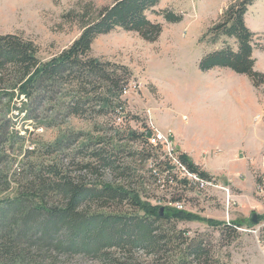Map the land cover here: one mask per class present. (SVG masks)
I'll return each instance as SVG.
<instances>
[{"label": "trees", "instance_id": "1", "mask_svg": "<svg viewBox=\"0 0 264 264\" xmlns=\"http://www.w3.org/2000/svg\"><path fill=\"white\" fill-rule=\"evenodd\" d=\"M161 1L114 0L97 9L88 4L80 12L65 14V20L79 25L80 35L44 62L33 41L18 34L0 35V161L17 146L21 151L26 140V133L14 130L15 123L5 115L17 93L26 101L17 107L16 116L23 113L22 119L31 121L33 128L59 127L65 118L121 116L125 107L121 97L131 73L125 66L92 57V44L117 29L155 42L163 26L148 19L147 13L154 12ZM256 1L234 0L207 30L208 45L224 41L202 56L198 64L201 72L229 69L246 76L255 89L264 85V74L254 70L255 33L245 22L248 8ZM158 15L168 24L183 19L167 10ZM129 135L143 147L126 151L128 158L152 162L148 172L156 174L159 188L162 184L163 190L174 188L178 183L194 188L172 173V160L162 147L149 143L147 127L141 133L129 131ZM77 142L78 136L71 134L39 148L34 145L32 150H24V161L15 173L0 171V264H69L76 257L94 264H145L139 253L149 259L148 264H223L212 256V246L204 235L191 238L187 230L176 227L194 220L209 226L219 224L167 206H162L161 213L160 206L142 201L130 186L134 178L131 167L119 161L123 146L113 139L88 138L76 149L87 161L77 163L74 172L93 175L94 183H88L83 175H71L61 159ZM175 151L187 171L211 178L186 154ZM108 172L113 175L112 183L104 180ZM170 180L175 185L169 184ZM123 203L128 209H113ZM221 227V233L233 236L239 226Z\"/></svg>", "mask_w": 264, "mask_h": 264}, {"label": "rangeland", "instance_id": "2", "mask_svg": "<svg viewBox=\"0 0 264 264\" xmlns=\"http://www.w3.org/2000/svg\"><path fill=\"white\" fill-rule=\"evenodd\" d=\"M113 1L0 0V35L18 34L33 41L39 48L38 58L42 62L48 61L80 35L79 25L65 20V14L80 12L88 4L97 9ZM233 1L162 0L154 12L147 13L148 19L163 26L155 42H147L137 33L121 29L95 39L92 57L125 66L131 73L127 90L121 97L125 103L121 116L112 114L104 119L90 120L65 118L59 127L40 126L37 131L32 127L30 130L31 125L22 119L24 114L19 117L15 114L22 103L21 95L15 94L5 115L20 129L27 128L26 141L21 151L17 146L14 152H6L8 158L0 161V171L10 175L15 173L24 161L26 146L39 148L64 135L74 134L78 136V142L64 151L61 163L71 175H83L88 183H94L93 175L74 172L77 163L87 161L76 153V149L84 140L102 136L123 146L119 161L124 167H131L134 178L130 186L142 201L162 207L164 202L179 199L185 204L183 211L221 226L234 224L248 228L254 214L263 220L264 150L254 156L252 153L264 145V135L258 131L264 129V85L255 89L246 76L229 69L201 72L198 68L205 52L221 47L224 40L216 46L208 45L205 33ZM165 10L181 15L182 21L166 23L158 15ZM245 22L255 33L254 70L264 74V0H257L248 8ZM95 123L98 126L95 127ZM104 123H108L107 128ZM147 126L168 137L175 150L186 154L190 160L196 155L202 161H208L217 172L223 170V175L211 177L215 181L214 187L199 191L178 183L174 188H159L156 174L151 176L148 172L153 168L152 162L140 158L133 162L126 152L130 149L140 151L143 147L142 143L130 139L129 131L141 133ZM113 179L109 172L104 177L108 183ZM115 207L113 209L125 210L128 204ZM219 225L209 226L194 220L177 223L176 227L187 230L191 238L204 235L212 246V256L220 263L264 264L252 234L236 231L233 236H228L221 233ZM139 255L145 264L149 263L142 253ZM69 264L94 263L76 257Z\"/></svg>", "mask_w": 264, "mask_h": 264}, {"label": "built area", "instance_id": "3", "mask_svg": "<svg viewBox=\"0 0 264 264\" xmlns=\"http://www.w3.org/2000/svg\"><path fill=\"white\" fill-rule=\"evenodd\" d=\"M20 102H25L26 99L23 95H21L20 98ZM21 103H19L18 106H20ZM16 114V112H15ZM28 124H30L31 126L29 127L30 130H32V123L31 121H26ZM32 127V128H31ZM147 128L150 130V135L148 136V141L151 145L154 146H160L162 147V149L165 150V155H167L171 160H172V164L174 165V170L176 171V173L173 174H178L179 176H181V178H185L187 180V182L189 183L190 186H193L194 188H196L199 191H208L210 188L214 187L215 181L210 178V179H204L201 178L199 175L195 174V173H191L189 171H187L185 169V167H183L176 156V151L175 148L171 145V141L169 140V138H165L164 135H162L160 132L158 131H154V129L150 128L147 126ZM14 130H18L21 132H27V128L22 130L20 129V126H14L13 127ZM38 130V127L36 128V131ZM41 130V129H39ZM26 141V140H25ZM28 144V143H27ZM28 147V150H32L33 146H26ZM167 148V149H166ZM172 185L174 184L171 180L169 181V184ZM175 185V184H174ZM161 189H164V184H162L160 186ZM169 205L170 208L173 209H177V210H182L185 208V204L182 201H177V202H171V201H167L164 202V206ZM237 231H241V232H245V233H249L252 234L257 242L258 247H260V251L261 254L264 257V219L259 221L256 225L254 226H250L248 228H240V227H236Z\"/></svg>", "mask_w": 264, "mask_h": 264}, {"label": "crops", "instance_id": "4", "mask_svg": "<svg viewBox=\"0 0 264 264\" xmlns=\"http://www.w3.org/2000/svg\"><path fill=\"white\" fill-rule=\"evenodd\" d=\"M258 131H259V133H261L262 135H264V129L262 130V129H258ZM261 143L262 142H260V145H261ZM263 147L261 148V149H258L257 151H254L253 153H252V156H254L256 153L258 154V153H260L262 150H264V145H262ZM241 147H243L242 145H241ZM247 148H250L249 146L247 147ZM248 152H249V150H248ZM194 157L193 158H195L194 160L193 159H191L192 160V162L195 164V165H197L202 171H204L206 174H208L210 177H213V176H216V175H218V174H220V175H223V170L221 171V173H219V172H217L213 167H211L212 165H210V163L208 162V161H202V159H199V157L198 156H196V155H193ZM231 156V155H230ZM199 160H198V159ZM222 160H224V159H222ZM224 163L226 162V161H223ZM256 214H258V213H256ZM257 217H258V215H257ZM261 221V220H260ZM259 222V221H258ZM250 226H252V225H250ZM264 258V257H263Z\"/></svg>", "mask_w": 264, "mask_h": 264}, {"label": "water", "instance_id": "5", "mask_svg": "<svg viewBox=\"0 0 264 264\" xmlns=\"http://www.w3.org/2000/svg\"><path fill=\"white\" fill-rule=\"evenodd\" d=\"M162 211H163V208L161 207L160 208V212L162 213ZM249 223H250V225H252V226H254V225H256L257 223H258V219H257V216L254 214V215H252V217L250 218V220H249Z\"/></svg>", "mask_w": 264, "mask_h": 264}]
</instances>
